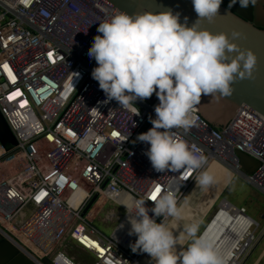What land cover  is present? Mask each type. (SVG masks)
Masks as SVG:
<instances>
[{
	"label": "built area",
	"instance_id": "1",
	"mask_svg": "<svg viewBox=\"0 0 264 264\" xmlns=\"http://www.w3.org/2000/svg\"><path fill=\"white\" fill-rule=\"evenodd\" d=\"M117 13L101 0H0V111L17 140L16 145L0 142V233L37 264H45L44 258L84 264L61 249L65 240L90 254V264H155L147 253L132 251L137 236L129 235L128 213L121 204L129 197L144 198L151 209L153 193L163 186L175 190L182 205L196 194L199 174L215 162L264 193V114L245 104L223 131L210 126L195 107V125L187 132L173 130L206 158L200 169H153L145 154L150 145L137 137L152 127L159 103L155 93L135 102V114L115 100L105 102L91 76L97 65L88 49L94 36L102 35L99 22ZM237 152L260 166L247 174ZM96 195V209L85 214ZM225 202L234 205L221 201L198 236L204 237ZM106 203L125 211L110 234L94 223V211ZM110 219L109 214L102 224ZM255 225L258 234L236 264H244L254 242L257 248L264 237V227L258 220ZM216 229L223 242L212 231L205 239L215 242L230 264L234 231Z\"/></svg>",
	"mask_w": 264,
	"mask_h": 264
},
{
	"label": "clouds",
	"instance_id": "2",
	"mask_svg": "<svg viewBox=\"0 0 264 264\" xmlns=\"http://www.w3.org/2000/svg\"><path fill=\"white\" fill-rule=\"evenodd\" d=\"M222 0H192L196 21L187 26L180 22V14L171 10L153 13L145 11L129 15L114 14L99 22L96 35L88 49L90 59L96 61L91 76L98 81L107 101L115 100L125 109L139 114L135 102L150 98L159 100L155 106L152 127L137 139L150 147L146 151L157 172H177L181 169H200L205 163L184 139L173 130L187 132L196 123L194 106L205 96L232 94V83L237 78L251 77L257 65V56L250 50H239L227 34H214L198 27L199 21H211L218 13ZM237 3L230 0L229 6ZM255 0H239L247 7ZM238 33H233L237 37ZM236 52L229 60L228 53ZM201 187L215 182L208 171L195 181ZM159 194V195H157ZM146 199L129 197L124 205L131 225L129 235L137 239L131 245L133 252L147 253L155 264H225L224 257L214 244L198 236L199 225L185 226L191 241L177 251V238L164 223L167 218L181 219L183 209L178 204L176 191L158 187L149 209ZM149 211L153 215H149ZM155 217H162L160 223Z\"/></svg>",
	"mask_w": 264,
	"mask_h": 264
},
{
	"label": "water",
	"instance_id": "3",
	"mask_svg": "<svg viewBox=\"0 0 264 264\" xmlns=\"http://www.w3.org/2000/svg\"><path fill=\"white\" fill-rule=\"evenodd\" d=\"M116 10L129 15L152 11L153 13L169 11L180 14V22L191 26L197 19L193 10L192 0H101ZM239 0L232 6L221 3L217 15L211 20L204 19L197 22L198 27L207 29L214 34L225 33L231 42L238 45L239 50H252L257 56V65L251 77L237 78L232 83V94L228 96L202 94L201 102L194 106L203 119L210 125L224 130L235 117L242 105H249L264 114V0H255L248 5L249 14L237 8ZM233 33H238L233 37ZM229 60L236 52L228 53ZM0 142L6 145H16L17 140L11 131L6 119L0 111ZM242 170L252 174L260 166L258 160L252 156L237 152ZM94 196L85 209V214L94 204ZM216 213L213 215V217ZM212 217V218H213ZM176 219V218H175ZM173 220L168 227L174 231ZM45 264H54L44 258ZM0 264H37L29 255L18 248L14 243L0 233Z\"/></svg>",
	"mask_w": 264,
	"mask_h": 264
},
{
	"label": "rangeland",
	"instance_id": "4",
	"mask_svg": "<svg viewBox=\"0 0 264 264\" xmlns=\"http://www.w3.org/2000/svg\"><path fill=\"white\" fill-rule=\"evenodd\" d=\"M208 172L214 175L215 182L208 187H201L198 184L196 194L181 205L183 209L182 218L175 219L176 222L173 223V233L176 235L178 244L177 251H182L186 248L192 239L186 235L184 231L185 226L193 222L197 223L199 225L198 235L208 223L212 213L218 210L219 204L224 199L234 203L235 207H239V209L245 208L247 215L258 220L264 227V193L262 191L245 181L239 175L235 176L231 169L224 167L218 162L213 163ZM103 207L104 209L100 212L94 211V223L105 233L110 234L125 211L122 208L113 207L111 203H106ZM109 207L112 208L111 212H108ZM93 208L96 209L94 206ZM109 214L111 219L107 220L106 224H102L103 218ZM250 217L249 219H251ZM254 225L251 235L258 234L256 225ZM254 245V249L249 252L248 259L246 258L244 264H264V237L257 248L256 241ZM61 249H64L77 262L90 264L92 261L90 254L84 252L70 240H65L62 243ZM151 261L154 260L152 259Z\"/></svg>",
	"mask_w": 264,
	"mask_h": 264
},
{
	"label": "bare ground",
	"instance_id": "5",
	"mask_svg": "<svg viewBox=\"0 0 264 264\" xmlns=\"http://www.w3.org/2000/svg\"><path fill=\"white\" fill-rule=\"evenodd\" d=\"M249 217L246 216V214H242V211H239L235 205L232 206L225 202L224 211L220 212L219 216H217L212 223H210L211 221L209 222L210 225L205 232L206 234L204 235V238L209 237V233L212 231L214 237L217 239V242H223L220 239V229L217 230L216 228L221 226V229L223 228L226 232L234 231V238L236 237V241H234L231 250L234 249L232 257L235 258L230 262V264H236V257L243 254L247 250L246 248L251 244L253 239L251 235L253 232L251 227H253L256 220L252 217L249 219ZM227 236L228 235H224V242L227 239ZM212 243L216 246L215 242ZM236 246H241L240 251H236Z\"/></svg>",
	"mask_w": 264,
	"mask_h": 264
},
{
	"label": "flooded vegetation",
	"instance_id": "6",
	"mask_svg": "<svg viewBox=\"0 0 264 264\" xmlns=\"http://www.w3.org/2000/svg\"><path fill=\"white\" fill-rule=\"evenodd\" d=\"M222 4H224V5H226V6H229V4H230V0H222ZM237 8L246 11V10H248L249 7H248V6H247V7H241L240 4H239ZM246 12L249 14L248 11H246ZM251 13H252V12H251ZM251 13H250L249 15H251ZM252 16H254V11H253V13H252Z\"/></svg>",
	"mask_w": 264,
	"mask_h": 264
},
{
	"label": "trees",
	"instance_id": "7",
	"mask_svg": "<svg viewBox=\"0 0 264 264\" xmlns=\"http://www.w3.org/2000/svg\"><path fill=\"white\" fill-rule=\"evenodd\" d=\"M214 128H219V127H216V126H213Z\"/></svg>",
	"mask_w": 264,
	"mask_h": 264
}]
</instances>
